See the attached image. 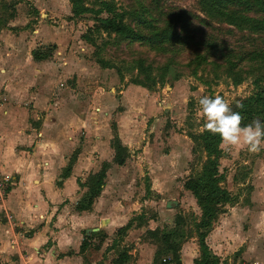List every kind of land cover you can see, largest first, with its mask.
I'll list each match as a JSON object with an SVG mask.
<instances>
[{"label":"crops","instance_id":"0c3cea01","mask_svg":"<svg viewBox=\"0 0 264 264\" xmlns=\"http://www.w3.org/2000/svg\"><path fill=\"white\" fill-rule=\"evenodd\" d=\"M47 35H33L34 46L29 48L21 45L19 34L0 33V173L11 181L0 203V264H153L159 243L146 232L154 230L171 235L178 244L179 264H193L200 255L196 225L192 234L176 238L186 225L182 215H171L166 222V211L171 209L165 211L158 201H149L150 194L161 195L154 179L159 180L162 170L155 168L166 158L153 162L149 149L163 145L160 123L164 117L151 118L136 108L130 113L126 102L135 88L130 86L118 92L117 98L96 91L93 97L98 107L89 111L80 88L73 93L68 86L70 71L80 86L84 62L74 53L71 58L53 37L51 57L39 61L31 57ZM131 103L134 106L135 100ZM151 134L149 145L145 135ZM113 136L127 151L121 166L112 161ZM143 137L147 142L135 154ZM145 162L154 169H144ZM102 164H107L103 184L87 207L86 180ZM224 183L230 184L222 188L232 201L211 224L204 245L216 264L232 260V264H260L262 241L256 229L264 207V162L256 161L241 172L232 170L223 176L221 186ZM149 208L153 216L146 215ZM199 217L200 211L196 224ZM102 220L109 222L104 228L99 227ZM121 228L125 231L118 235Z\"/></svg>","mask_w":264,"mask_h":264},{"label":"rangeland","instance_id":"374dc122","mask_svg":"<svg viewBox=\"0 0 264 264\" xmlns=\"http://www.w3.org/2000/svg\"><path fill=\"white\" fill-rule=\"evenodd\" d=\"M199 1L0 0V33L10 31L12 34H19L21 45L29 48L34 46L31 39L33 35L48 34L47 38L41 39L43 43H38L44 45L36 46L33 51L51 57L55 51L53 37L60 40L71 58L74 53L75 57L84 62V68L80 70L83 76L80 86L76 84L73 71H70L68 86L73 93L80 88V94L87 97L86 108L89 111L98 107L97 98L93 97L96 91L102 95V91H107L117 98L118 92L130 86L135 87L130 92L131 98L126 102L130 113L136 108L135 110L141 109L151 118L164 117L160 123L163 145L149 149L150 160L166 158L163 164L155 168L156 171L162 170L159 180L157 177L154 179V185L161 195L150 194L149 201H158L165 211L171 209L166 211V222L172 218L171 215H182L186 225L177 232L179 237H176L182 239L193 233L199 216L191 195L182 189L184 179L188 175L200 173L205 161L198 141L191 144L186 137L198 139L201 134L199 129L203 120L197 114L199 99L203 96L220 95L230 105L233 101L239 102L242 107L234 110L241 114L242 126H247L256 119L264 120V108L250 107L249 101L257 92L264 91V30H250L246 26L239 29L222 20L207 18ZM248 3L252 5L249 9L246 8ZM229 7L248 19H264V14L257 11L254 0H232ZM78 8H85L86 12L73 14L72 10ZM108 8L109 13L106 12ZM179 15L188 19L190 28L178 32L183 38L182 44L165 47L163 51L149 49L140 45L138 40L130 43L123 39L104 38V34L100 37L88 35V31L101 19L115 18L137 33L145 35L150 30L141 25L143 21L158 29L173 24ZM37 38L34 42L38 41ZM91 38L94 39L96 48L88 44ZM259 53L261 55L253 58L254 54ZM136 59H142L145 64L154 67L168 63L164 82L152 86L150 91L135 84L137 81L143 82V78L136 77L134 71L133 62ZM72 61L75 63L76 59ZM154 75L157 76L155 71ZM131 100H135V107ZM115 110L119 111L120 108ZM146 137L151 145L152 134L145 135ZM145 138L136 145L137 149L133 150L135 154L144 147L147 142ZM220 152L222 159L218 170L223 176H227L232 170L241 172L244 167L248 169L256 161L264 162V147L253 153L241 145L229 148L221 146ZM144 167L151 168L146 162ZM143 180L147 189V177ZM222 187L230 188V184L224 183ZM241 194L245 196L247 192L242 191ZM166 204L169 207L166 208ZM261 208L262 214H259L260 223L256 231L260 233L264 252V207ZM146 213L147 216H153L152 208ZM263 252L260 264H264Z\"/></svg>","mask_w":264,"mask_h":264},{"label":"trees","instance_id":"16d2710c","mask_svg":"<svg viewBox=\"0 0 264 264\" xmlns=\"http://www.w3.org/2000/svg\"><path fill=\"white\" fill-rule=\"evenodd\" d=\"M232 0H200L199 6L203 14L207 18L222 20L229 26H233L241 29L243 26L249 27L250 30H264V19L252 20L239 13L231 10L229 5ZM257 7V11L264 14V0H254ZM246 8H251L250 3L246 4ZM86 12L85 8H78L72 10L73 14H81ZM107 13L110 12L108 8ZM183 14V13H182ZM204 21V20H202ZM170 22V21H169ZM149 22L143 21L142 26H145L150 30L148 34H140L136 31L125 26L123 23L118 22L115 18L101 19L97 21V25L93 26L89 31L88 35L100 37L104 34V38L113 40H126L130 43L135 41L140 42V45L148 47L149 49L163 51L165 47H173L176 44H182L183 38L178 32L184 31L190 28L188 19L179 15L178 20L173 24H169L162 28H153L149 26ZM139 38V39H137ZM88 44L91 47L96 48L94 39H89ZM261 55L254 54L253 58ZM31 57L35 61L46 59L49 56L45 54L31 52ZM206 58V57H205ZM134 71L136 77L143 78V82L137 81L135 84L142 86L148 91L152 90V86L162 84L165 76L168 72V63L162 64L161 66L154 67L149 64H145L144 60L136 59L133 62ZM106 65V64H105ZM154 71L156 75H154ZM229 71V70H228ZM155 76V77H154ZM250 107L264 108V91L257 92L250 99ZM111 129L114 130V125L111 124ZM194 143L198 141L201 152L205 155V161L202 165L200 173L196 175H190L183 181V189L189 191L195 199L196 205L200 211L199 221L196 224L198 230L197 241L199 248V260H194L193 264H216L213 257L209 255L206 246L204 245L203 239L206 233L211 228V224L216 220L217 216L223 212V206L231 203V198L228 193L222 188L221 182L223 181L222 174L218 173V159L220 158V150L218 148L221 139L219 135L212 134L205 131L200 134L198 139L190 137ZM110 146L113 150V163L121 166L127 158V151L121 146L116 136L110 141ZM193 152V147H192ZM107 168V164H102L100 170L91 176H88L86 180V187L89 192V199L87 201V207L91 204V200L99 194L100 187L103 184L104 173ZM178 218V217H177ZM177 218L175 219V226H177ZM177 222V223H176ZM125 228L117 230V234L124 233ZM147 235L153 239H156L159 243V247L154 253L152 263L163 264L162 259L168 258L170 262L179 264L178 262V251L179 246L171 240V235L160 234L157 230L146 232ZM85 243L82 242L80 250H84ZM113 264H120L118 261H114Z\"/></svg>","mask_w":264,"mask_h":264},{"label":"clouds","instance_id":"9594fccd","mask_svg":"<svg viewBox=\"0 0 264 264\" xmlns=\"http://www.w3.org/2000/svg\"><path fill=\"white\" fill-rule=\"evenodd\" d=\"M198 116L203 120L199 131H208L219 135L221 146H245L253 153L259 152L264 147V120L256 119L247 126H242V116L234 109L242 107L239 102L233 101L230 105L222 96H203L199 99ZM107 220H102L99 227L108 225Z\"/></svg>","mask_w":264,"mask_h":264},{"label":"built area","instance_id":"2783aa9c","mask_svg":"<svg viewBox=\"0 0 264 264\" xmlns=\"http://www.w3.org/2000/svg\"><path fill=\"white\" fill-rule=\"evenodd\" d=\"M10 185H11L10 179L3 177L0 173V203L5 200ZM161 261L163 264H175L173 262H170L168 258H163Z\"/></svg>","mask_w":264,"mask_h":264}]
</instances>
